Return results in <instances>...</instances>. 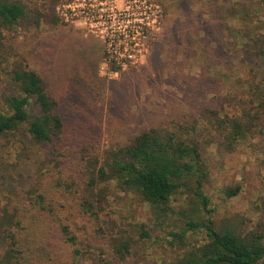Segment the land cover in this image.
Segmentation results:
<instances>
[{
	"label": "rangeland",
	"instance_id": "1",
	"mask_svg": "<svg viewBox=\"0 0 264 264\" xmlns=\"http://www.w3.org/2000/svg\"><path fill=\"white\" fill-rule=\"evenodd\" d=\"M18 1L29 17L3 28L0 112H9L5 99L15 90L7 74L15 47L58 98L69 139L104 149L142 128L184 124L201 150L203 168L175 195L159 242L141 243L130 264H161L164 256L182 251L169 232L183 223L182 212L203 208L194 193L200 175L219 228H264V142L243 138L228 150L216 126L224 117L244 119L247 111L261 114L257 122L264 125L258 102H252L255 85H264V65L248 44L251 36L264 34V0H60L54 9L58 25L44 21L50 18L49 0ZM73 1L77 13L70 15L62 5ZM37 15L40 23L34 22ZM50 149L24 130L0 138V264H13L3 230L14 208L32 197ZM117 184H109L112 217L153 224L148 203ZM237 184L240 193L228 198L224 189ZM204 240L202 232L185 238L188 245Z\"/></svg>",
	"mask_w": 264,
	"mask_h": 264
},
{
	"label": "trees",
	"instance_id": "2",
	"mask_svg": "<svg viewBox=\"0 0 264 264\" xmlns=\"http://www.w3.org/2000/svg\"><path fill=\"white\" fill-rule=\"evenodd\" d=\"M59 1H48L50 18L44 21L58 25L54 9ZM28 17L22 2L0 0V48L5 38L3 28H14ZM34 22L40 23L38 15ZM249 41V51L264 65V34L253 35ZM11 52L7 74L15 90L5 99L9 112H0V138L24 130L36 143L51 146L36 173L32 197L14 208L3 230L13 264H130L141 243L159 242L158 233L173 212L175 195L186 187L185 180L195 170L203 168L201 150L191 139V131L184 124L173 129L150 126L120 145L104 149L69 139L60 102L48 89L43 74L15 47ZM11 57L7 56L6 62ZM121 69L112 67L116 72ZM255 87L258 94L252 102H258L264 114V85L257 83ZM260 115L247 111L244 119H219L216 126L224 137L222 145L233 150L238 140L248 137L264 142V125L257 122ZM111 181L125 191L138 192L148 203L154 223H134L123 214L114 219L109 201ZM241 189L237 184L224 191L233 198ZM194 193L203 208L181 213L183 223L173 227L169 237L178 241L182 251L164 256L161 264H264V228L245 233L232 224L219 228L201 175ZM201 232L205 234L201 245L185 242L188 234Z\"/></svg>",
	"mask_w": 264,
	"mask_h": 264
},
{
	"label": "built area",
	"instance_id": "3",
	"mask_svg": "<svg viewBox=\"0 0 264 264\" xmlns=\"http://www.w3.org/2000/svg\"><path fill=\"white\" fill-rule=\"evenodd\" d=\"M74 3H75L74 1L73 2L64 3L62 5V8H64L66 13H70V15H75L77 13L76 10H77L78 7H77V5H74Z\"/></svg>",
	"mask_w": 264,
	"mask_h": 264
}]
</instances>
